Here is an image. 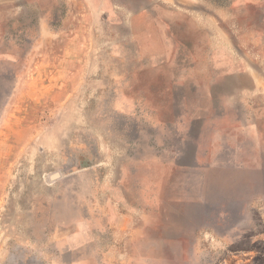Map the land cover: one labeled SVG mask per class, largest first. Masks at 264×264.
<instances>
[{
    "label": "rangeland",
    "instance_id": "374dc122",
    "mask_svg": "<svg viewBox=\"0 0 264 264\" xmlns=\"http://www.w3.org/2000/svg\"><path fill=\"white\" fill-rule=\"evenodd\" d=\"M0 264H264V0H0Z\"/></svg>",
    "mask_w": 264,
    "mask_h": 264
}]
</instances>
